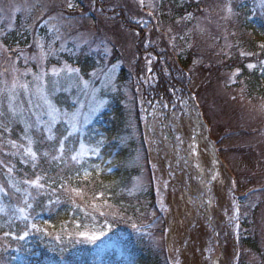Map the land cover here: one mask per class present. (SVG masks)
<instances>
[{
  "label": "rangeland",
  "instance_id": "rangeland-1",
  "mask_svg": "<svg viewBox=\"0 0 264 264\" xmlns=\"http://www.w3.org/2000/svg\"><path fill=\"white\" fill-rule=\"evenodd\" d=\"M139 1H145V10L153 15L155 0ZM69 3L73 7L69 8ZM93 5V0H0V126L8 130L9 125L19 124L25 130L21 118L9 111L8 89L14 82L27 83L35 89L38 83L36 78L40 77L48 99L56 108L62 113L77 110L82 113L79 131H74L72 135L77 139L78 151L86 128L102 123L106 114L110 119L114 118L109 109L110 103L116 95L123 97L118 104L126 130L121 146L129 152V165L141 167V173L133 183L134 188L137 191L144 188L148 183L146 173L149 182H153L157 209L166 225V230L156 236V241L163 246L167 262L236 264L240 205L246 208L244 213L256 209L253 226L264 249V102L245 100L231 88V75L227 81L230 89L218 84L206 92H200L194 100L208 131L205 126L196 124L201 134L192 146L193 123L189 121L187 125L181 115H176L173 130L178 138L175 143L177 147L169 151L170 144L162 146L161 132L156 122L148 124L145 118L146 114L155 120L152 104L159 91L158 85L162 83L168 90L171 106L178 107V95L173 93L170 85L182 86L187 80L190 86H186L188 92L195 95V90L200 89L207 75L197 65L191 66L194 74L188 69L180 71L174 65L168 49L163 47L166 41L149 33L151 25L148 27L147 20H135L140 29L147 30L145 39L133 40L130 33H121L119 26L113 22V16H103L110 9L105 8L104 14L100 15V10L93 8ZM125 8L136 13L132 4H127ZM150 18L155 20L152 16ZM195 24L202 39L215 37L229 50L231 42H228L224 31L209 23L205 14L198 16ZM154 26L159 28L157 23ZM17 27L28 29L29 43L9 51L3 45V37ZM114 39L118 43L125 41L120 42L122 47H117L115 51L119 58L127 59L126 72L129 73L128 83L121 89V95L115 88V82L125 63L117 60L108 65L113 56L111 42ZM133 44L138 46L137 54L133 51ZM205 46L199 48L205 53L200 55L201 61H211V56H208L211 48ZM85 51L89 57L103 61L87 78L81 71L71 79L66 72H62L59 79L52 76L53 69L67 67L78 70L64 60ZM113 65L116 70L111 80L102 82V70ZM225 74L220 73L222 79ZM81 81H88L89 87L85 89ZM97 100H103L104 106L90 113ZM162 102L163 107H167L166 102ZM14 103L22 107L25 120H32L36 124L37 114L42 120H47L41 102L35 97L30 98L22 89L18 90ZM85 115L89 116L86 122ZM190 116L198 118L196 115ZM59 124L68 130V124L63 119L55 127ZM32 127L37 129L34 125ZM90 156L94 155L87 153L77 163ZM194 156L197 157L200 173L205 176L206 186L190 167V160ZM204 187L208 193H202Z\"/></svg>",
  "mask_w": 264,
  "mask_h": 264
},
{
  "label": "trees",
  "instance_id": "trees-1",
  "mask_svg": "<svg viewBox=\"0 0 264 264\" xmlns=\"http://www.w3.org/2000/svg\"><path fill=\"white\" fill-rule=\"evenodd\" d=\"M93 1V8L100 10V15L104 14L105 8L110 9L103 16H113V22L121 33H130L133 40L145 39L147 30L140 29L135 20H147L148 27L151 25L149 33L166 41L163 47L168 49L180 71L188 69L194 74L192 65L203 69L207 76H204L200 89L195 90L196 96L221 84L227 89L232 86L251 103L264 102V0H155L153 15L145 10V1ZM132 1L135 4L130 3ZM127 4H132L136 13L126 9ZM228 8H231L230 13H227ZM204 14L209 23L224 31L228 42H231L229 50L215 37L202 39L195 23L198 16ZM155 23L159 24L158 29ZM29 39L28 29L17 27L3 37V45L11 51L25 47ZM114 40L111 42L114 57L108 65L117 60L125 63L115 82V88L121 95L129 73L126 72L127 59L119 58L115 51L125 41L118 43ZM205 45L211 48L208 53L211 61H201L200 55L205 53L199 48ZM133 51L137 54L138 46L133 44ZM64 62L81 71L85 78L103 63L96 57H89L86 51ZM222 72L226 73L223 79ZM231 75L232 84L229 86L227 81ZM175 85L170 87L178 95L179 109L171 106V95L162 83L158 85L157 99L152 104L162 146L170 144L169 151L175 148L176 143L173 130L176 115H181L187 125L192 122L193 131L200 133L199 129L195 130L196 119L189 117L187 120L190 113L196 114L189 92L183 83L182 86ZM122 98L116 95L110 103L114 118L110 119L106 114L102 123L88 126L83 132L80 138L86 146L102 143L98 155L81 163L71 160L76 153V137H69L63 154L58 151L59 140L68 135L63 124L54 128L55 138L52 140L41 131L43 129L32 127L29 130L28 134L34 140L33 150L38 157L35 162L22 156V148L19 154H12L16 150L11 147V141L18 145L26 144L25 140L21 141L25 130L19 124L9 125L8 130L0 126V160L5 162L0 165V187L4 188L0 197V264H169L163 246L156 241V236L166 230V225L157 209L153 182H149L146 173L148 183L140 191L134 188L133 183L140 175L141 167L129 165V152L121 146L126 132L122 110L118 108ZM163 100L167 107H163ZM145 118L149 124L151 117L145 114ZM4 123L8 125L9 122ZM7 167H12V177L21 181V193L10 186ZM97 171L100 175L96 174ZM38 175L42 177V188H29L22 183L24 179L34 180ZM61 184L67 190L61 189ZM25 188L29 190L28 200L32 203V208L26 209L27 220L17 211L19 207H26L22 194ZM205 188L202 190L204 194L208 192ZM240 208L237 264H264V249L253 226L256 209L244 213L246 208L241 205ZM24 232L28 234L20 240L18 237Z\"/></svg>",
  "mask_w": 264,
  "mask_h": 264
},
{
  "label": "snow or ice",
  "instance_id": "snow-or-ice-1",
  "mask_svg": "<svg viewBox=\"0 0 264 264\" xmlns=\"http://www.w3.org/2000/svg\"><path fill=\"white\" fill-rule=\"evenodd\" d=\"M69 8L73 7L71 3L68 5ZM227 11L230 13L231 8H228ZM251 68L252 65H249ZM116 70V66L113 65L111 68L102 70V76H103V81L102 82H109ZM66 72L67 77L69 79L73 78L74 76L78 75V70H73L71 68H64V69H53L52 70V76L57 77L58 79L61 77V73ZM95 75V73H93ZM38 83L35 87V89H32L29 84L27 83H20V82H14L12 87L8 89V97H9V111L12 113L13 116H19L21 120L25 123V136L24 140L26 141V144H20L18 145L16 142L11 141V147L15 149L16 151L13 152V155L19 154L20 149H23L22 156L23 157H28L30 158L33 162L37 160V153L33 150V144L34 140L33 138L28 134L29 130L32 128L31 122L27 121L23 117V109L22 107L17 106L14 101L16 96L18 95V90L22 89L26 95H28L30 98L35 97L38 101L41 102V106L43 108V115L47 116V120H42L41 116L39 114L36 115V127L37 129H40L43 127V130L47 133V137L49 140L54 139V132L53 129L58 121L63 119L67 124H68V135L64 136L59 140V149L58 151L63 154L65 152V146H66V141L69 139L70 136L73 135L74 131H79L80 128V118L82 116V113L77 110L72 113L68 112H61L58 108H56L51 101L48 99L44 86H43V81L40 77L36 78ZM58 79L56 82H58ZM81 84L85 89L89 87V82L88 81H81ZM104 101L103 100H97L94 104V106L91 107L90 113H95L99 111L103 106H104ZM89 119V116L85 115L84 120L85 122ZM100 143L98 142L96 146L90 147V146H85V144L81 143L79 150L76 151L74 155L71 156V160L75 162H80V160L87 154V153H92L93 155H98L100 151ZM22 162H24L22 160ZM5 162L0 160V165H4ZM97 168L99 166L97 165ZM13 173V168L12 167H7V174L9 177V184L13 188H15L16 192L21 193V188L19 187V184L21 181H17L12 177ZM97 175H100L99 171L96 173ZM42 177L37 176L36 179L34 180H28L24 179L22 181L23 184L28 185L29 188H42L43 185L40 183ZM61 189L67 190L66 186L64 184L60 185ZM4 192V188L0 187V193ZM24 195V200L23 203L26 207H19L17 211L20 213L21 216L24 217L25 220L28 219V215L26 213V209L32 208V203L29 202L28 196L30 195L28 188L23 189ZM77 195H80L79 192L76 193ZM99 199V197H97ZM56 202H59L58 200ZM94 207V206H93ZM101 215H104L102 212ZM135 228L136 225H133ZM38 230V229H37ZM27 232H24L23 235H20L18 238L20 240H23L25 236L27 235ZM92 239H95V237H92Z\"/></svg>",
  "mask_w": 264,
  "mask_h": 264
}]
</instances>
